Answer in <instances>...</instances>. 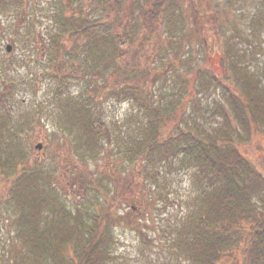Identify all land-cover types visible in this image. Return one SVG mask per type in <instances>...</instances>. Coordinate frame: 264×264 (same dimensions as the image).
I'll use <instances>...</instances> for the list:
<instances>
[{"label":"trees","instance_id":"1","mask_svg":"<svg viewBox=\"0 0 264 264\" xmlns=\"http://www.w3.org/2000/svg\"><path fill=\"white\" fill-rule=\"evenodd\" d=\"M0 36L13 48L3 67L28 68L0 84L8 264H130L122 225L141 245L135 264H264V174L242 148L264 138V0L248 13L212 0H0ZM43 81L34 106L58 113L77 158L110 161L101 174L72 167V204L6 107ZM109 101L127 112L108 120ZM174 173L192 180L183 194Z\"/></svg>","mask_w":264,"mask_h":264},{"label":"rangeland","instance_id":"2","mask_svg":"<svg viewBox=\"0 0 264 264\" xmlns=\"http://www.w3.org/2000/svg\"><path fill=\"white\" fill-rule=\"evenodd\" d=\"M213 7L215 8H229L232 13L235 11H244L248 13L252 10L254 0H212ZM204 28L210 29V24L212 22L209 18L204 19ZM204 35L208 33L204 32ZM10 42L8 39L0 36V84L3 81V76L6 74L9 76L17 77L18 73L26 75V66L17 67H3L4 61L8 59L11 51L7 50V44ZM211 43H214L212 40ZM18 51V50H17ZM172 73L162 75L163 81L167 76L171 78ZM47 82L43 81L39 83L38 90H33L34 88H28L26 91L17 92L10 101H7V110L11 111L12 116H14L15 125L23 124V135L26 139L27 147L26 152L29 153V160L32 162L36 159L49 167L53 172L55 177H51L53 183L60 188V190L65 193V197L68 203H73L75 200L83 199L80 195L81 186L74 180L76 176L75 168L85 172L99 170L101 174L104 173L109 165L110 161L104 158H98L97 161H85L86 163L78 159L79 157L74 152V148L71 143V132L64 131L61 129L60 124L57 122L58 113L54 109L43 108L42 112L39 111V107L34 106L36 99H47ZM36 92V93H35ZM209 97H204L202 99V104H205ZM53 107V106H52ZM127 104L110 103V101L104 105V110L108 114V120H110V115L123 116L127 112ZM43 143L41 149L36 148V145ZM243 151L250 157V159L255 163L256 167L264 174V138L257 136L252 140L245 142ZM78 157V158H77ZM59 164V165H58ZM2 169L0 167V210H2L0 221V264H8L7 259L4 258L3 251L9 247V230L10 219L13 217V208L11 204L7 202L6 198V185L4 184V178L2 176ZM175 182L174 189H178L180 194H183L189 187H191V179L189 176L174 173ZM72 182V183H71ZM71 183V184H70ZM75 183V184H74ZM261 195L257 196L258 205L261 207V211L264 212V205L261 203ZM176 203V202H175ZM137 204V203H135ZM130 206H128L129 208ZM178 204H174L168 207V211L176 212L178 211ZM9 220H8V219ZM158 222L161 221L159 217L156 218ZM154 233V231H153ZM115 234L119 239L117 244V253L121 254L126 258L122 259L130 264L136 263V256L139 250L138 239L136 233L133 229L127 226H118L115 228ZM5 248V249H4ZM152 252H155L153 250ZM154 255V253H153Z\"/></svg>","mask_w":264,"mask_h":264},{"label":"water","instance_id":"3","mask_svg":"<svg viewBox=\"0 0 264 264\" xmlns=\"http://www.w3.org/2000/svg\"><path fill=\"white\" fill-rule=\"evenodd\" d=\"M7 50L8 51H11L12 50V44L11 43H8L7 44ZM42 146H43V143H39V144L36 145V148L41 149Z\"/></svg>","mask_w":264,"mask_h":264}]
</instances>
